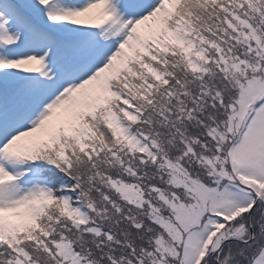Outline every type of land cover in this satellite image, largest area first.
<instances>
[{
    "label": "snow or ice",
    "instance_id": "6c2138e0",
    "mask_svg": "<svg viewBox=\"0 0 264 264\" xmlns=\"http://www.w3.org/2000/svg\"><path fill=\"white\" fill-rule=\"evenodd\" d=\"M0 264H264V0H0Z\"/></svg>",
    "mask_w": 264,
    "mask_h": 264
}]
</instances>
